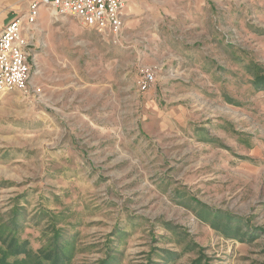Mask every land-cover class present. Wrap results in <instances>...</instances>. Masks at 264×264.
Instances as JSON below:
<instances>
[{
  "label": "rangeland",
  "instance_id": "374dc122",
  "mask_svg": "<svg viewBox=\"0 0 264 264\" xmlns=\"http://www.w3.org/2000/svg\"><path fill=\"white\" fill-rule=\"evenodd\" d=\"M38 8L0 264H264V0H128L114 40Z\"/></svg>",
  "mask_w": 264,
  "mask_h": 264
},
{
  "label": "built area",
  "instance_id": "2783aa9c",
  "mask_svg": "<svg viewBox=\"0 0 264 264\" xmlns=\"http://www.w3.org/2000/svg\"><path fill=\"white\" fill-rule=\"evenodd\" d=\"M40 5L51 18L70 17L113 40L121 36L126 19V0H32L24 13L0 30V95L16 92L26 98H39L28 62V47L34 40ZM151 81L152 75L146 73L140 88L145 90Z\"/></svg>",
  "mask_w": 264,
  "mask_h": 264
},
{
  "label": "crops",
  "instance_id": "0c3cea01",
  "mask_svg": "<svg viewBox=\"0 0 264 264\" xmlns=\"http://www.w3.org/2000/svg\"><path fill=\"white\" fill-rule=\"evenodd\" d=\"M31 1L32 0H1V2H0V15H1V11L3 9L8 8V9H11V11H13L12 13H9L8 15L13 16V18H15L17 15H19V14L21 15L22 13H24L27 10L28 5ZM127 7H128V0H126V8ZM20 11L22 13H17ZM8 15H5L2 18H0V30L4 27V20L8 17ZM38 21H39V19H38Z\"/></svg>",
  "mask_w": 264,
  "mask_h": 264
}]
</instances>
